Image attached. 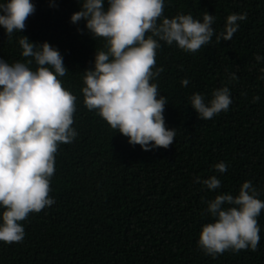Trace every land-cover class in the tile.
Returning a JSON list of instances; mask_svg holds the SVG:
<instances>
[{
    "label": "trees",
    "instance_id": "16d2710c",
    "mask_svg": "<svg viewBox=\"0 0 264 264\" xmlns=\"http://www.w3.org/2000/svg\"><path fill=\"white\" fill-rule=\"evenodd\" d=\"M32 2L35 11L20 33L9 39L0 26V57L10 63L27 59L21 35L57 47L69 70L63 86L77 97L78 135L55 154L49 193L55 203L21 221L22 242L0 241V264H264V210L256 251L226 250L213 257L197 243L208 219L202 215L205 201L220 192L238 194L246 179L264 199V62L255 60L256 53L264 54V0H165L164 16L191 12L199 18L207 11L216 18V32L232 12H246L247 19L239 21L231 40L214 37L196 52L161 41L155 59L163 71L155 81L168 100L166 126L176 128V136L169 147L147 151L84 104V70L94 66L96 48L105 40L95 39L83 19L71 22L80 0ZM225 85L232 98L228 111L201 120L189 97L199 92L208 99ZM220 161L228 165L224 173L214 168ZM211 175L221 180L219 189L195 182Z\"/></svg>",
    "mask_w": 264,
    "mask_h": 264
},
{
    "label": "clouds",
    "instance_id": "9594fccd",
    "mask_svg": "<svg viewBox=\"0 0 264 264\" xmlns=\"http://www.w3.org/2000/svg\"><path fill=\"white\" fill-rule=\"evenodd\" d=\"M164 7L165 0H80V10L70 16L74 24L83 19L95 39L105 40L103 48H96L94 66L84 70L85 106L146 151L167 148L176 136V128L166 126L168 100L155 81L163 71L155 59L161 41L196 52L214 37L217 42L231 40L239 21L247 19L246 12H232L216 32L212 13L204 11L198 18L180 12L169 18L163 15ZM34 11L32 0H0V26L9 39L25 28ZM18 43L27 59L10 63L0 57V241L5 243L22 242L26 232L21 221L55 203L49 195L55 154L61 143H71L78 135L73 127L77 97L63 86L61 78L69 70L60 50L26 35ZM255 60L264 62V54L256 53ZM260 71L264 79V68ZM229 75L238 78L234 72ZM181 83L187 86L188 78ZM231 103L225 85L213 89L208 99L192 93L188 104L201 120H208L228 111ZM227 167L224 161L214 165L219 173ZM195 182L210 190L221 187L216 175L196 177ZM260 196L246 179L238 194L220 192L205 201L202 215L208 219L201 226L198 246L213 257L226 250L256 251L261 239L258 217L264 210Z\"/></svg>",
    "mask_w": 264,
    "mask_h": 264
}]
</instances>
